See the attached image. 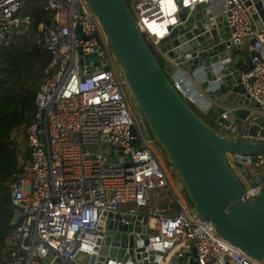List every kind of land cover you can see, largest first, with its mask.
<instances>
[{"label": "built area", "instance_id": "obj_1", "mask_svg": "<svg viewBox=\"0 0 264 264\" xmlns=\"http://www.w3.org/2000/svg\"><path fill=\"white\" fill-rule=\"evenodd\" d=\"M171 3L173 13L167 11L168 0H128L137 28L155 53L165 57L161 41L180 23L182 9L204 4L214 18L225 17L231 43L253 41L248 47L251 65L242 71L241 84L264 116V28L256 25L244 3ZM29 4L44 5L50 14L36 25V42L45 43L51 62L37 91L34 121L21 135L31 160L21 163L8 184L10 202L21 216L7 239L3 264H42L50 254L68 264H91L106 238L105 219L118 212L121 222L130 224L124 219L130 216L141 227L138 213L149 215L144 247L147 254L154 252L155 264H173L192 249L197 264H264L221 238L212 222L191 215V208L177 197L152 148L153 139L135 117L136 105L121 67L86 0H0V45L10 47L18 39L31 38L36 18L26 13ZM180 83L174 87L194 104ZM258 140L264 138L258 135ZM227 158L234 170L240 165L247 174L246 183L239 178L245 200L252 202L258 189L250 185L248 175L264 172V156ZM159 189L174 193L170 203L179 208L176 212L152 204L153 192ZM128 234L140 238V233ZM144 261L150 264L149 255L139 262ZM104 264L125 263L109 258Z\"/></svg>", "mask_w": 264, "mask_h": 264}, {"label": "water", "instance_id": "obj_2", "mask_svg": "<svg viewBox=\"0 0 264 264\" xmlns=\"http://www.w3.org/2000/svg\"><path fill=\"white\" fill-rule=\"evenodd\" d=\"M101 24L111 51L121 67L126 87L139 109L153 142L173 167L191 204V215L212 222L216 233L248 256L264 262V172L250 173L258 189L254 200H245V187L227 155L264 156V116L246 93L241 73L251 65L247 49L252 42L229 41L225 17L214 18L204 4L183 8L180 23L161 44L162 65L153 47L135 24L128 0H86ZM252 20L264 28V0H241ZM195 100L188 103L174 87ZM136 136V129H132ZM138 143V140H137ZM107 144L104 145V148ZM10 201L11 192L4 194ZM16 213L12 224L20 218ZM121 212L109 214L100 255L91 264L116 258L125 264H142L154 252H145L149 215L135 218ZM103 227H100L102 230ZM140 233V238L128 233ZM196 251H187L173 264H197ZM139 263H136V262ZM42 264H68L48 255ZM143 264H149L144 261Z\"/></svg>", "mask_w": 264, "mask_h": 264}, {"label": "trees", "instance_id": "obj_3", "mask_svg": "<svg viewBox=\"0 0 264 264\" xmlns=\"http://www.w3.org/2000/svg\"><path fill=\"white\" fill-rule=\"evenodd\" d=\"M25 11L36 18L31 38L18 39L10 47L0 45V264L9 252L7 239L16 230V225L12 224L15 210L11 202L4 199V194L22 161L31 160L25 140L20 139L34 121L37 91L46 79V69L51 62L45 43L36 42V25L48 20L49 12L44 5L35 4L27 5ZM157 59L163 65V59L158 55ZM167 193L164 192L163 196ZM164 200L158 205L156 200L153 203L166 208L168 205Z\"/></svg>", "mask_w": 264, "mask_h": 264}, {"label": "rangeland", "instance_id": "obj_4", "mask_svg": "<svg viewBox=\"0 0 264 264\" xmlns=\"http://www.w3.org/2000/svg\"><path fill=\"white\" fill-rule=\"evenodd\" d=\"M62 20H63V21L65 20L64 15L62 16ZM160 47H161V49L163 50L164 45H163V44H160ZM156 53H157V52H156ZM157 54H158V53H157ZM158 57L161 58V56H160L159 54H158ZM161 60H162V59H161ZM162 62H163L164 65H166V63H165L164 60H162ZM132 108H133V112H134V114H135V117H136L138 120H140V121L142 122L143 119H142V116H141V114H140L139 109H138L137 107H134V106H132ZM140 127H141V129L144 130V132H145L146 134H148V135L150 136V134H149V132H148V129H147V128L145 127V125H144V121H143V124L141 123ZM21 140H23V139H21ZM23 141H24V140H23ZM152 148H153V150H154V152H155V154H156V156H157V158H158V161H159L160 165H161L162 168L166 171V173H167V175H168V177H169V181H170V183L172 184L173 188H174V186H175V190H176V191L174 190V191H175V194H176L177 197L182 201L183 205H184L186 208H191L190 201L188 200V197H187V195H186V193H185V191H184V188H183L182 184L180 183V180H179V178L177 177V175H176V173H175L173 167L167 162L164 153L162 152V150L160 149V147L157 146L156 144H153V145H152ZM235 170L237 171L238 176H239V177H240V178L246 183V180H247V174L244 173V171H243V167L240 166V165H238V166L235 168ZM246 185H247V184H246ZM177 186L179 187V189H178ZM182 189H183V190H182ZM153 193H154V195H156V197H153V198H154V201L152 200V204H154V203H155V200H156V204L158 205V204H160V202H161L162 199H165L163 202H164V204L168 205L166 208L169 209L170 212H176V211L179 209V208L176 206V204H171V203H170L171 200L174 199V193H173L172 191H169V192L167 193V196H166V195L163 196L164 191H163V190H160V189H159V190H155ZM153 202H154V203H153ZM148 209H150V207H149ZM82 264H84V263H82Z\"/></svg>", "mask_w": 264, "mask_h": 264}, {"label": "bare ground", "instance_id": "obj_5", "mask_svg": "<svg viewBox=\"0 0 264 264\" xmlns=\"http://www.w3.org/2000/svg\"><path fill=\"white\" fill-rule=\"evenodd\" d=\"M167 11L170 13L174 12L175 7L172 5L171 0H168V7H167ZM164 31V28L161 31H158V34L161 35L162 32Z\"/></svg>", "mask_w": 264, "mask_h": 264}, {"label": "crops", "instance_id": "obj_6", "mask_svg": "<svg viewBox=\"0 0 264 264\" xmlns=\"http://www.w3.org/2000/svg\"><path fill=\"white\" fill-rule=\"evenodd\" d=\"M247 52L250 53V52H249V49H247ZM20 140H21V139H20ZM21 161H22V156H21ZM22 162H23V161H22ZM177 187H178V186H177ZM178 189H179V187H178ZM182 190H183V189H182ZM154 196H155V195H154ZM153 205H154V204H153Z\"/></svg>", "mask_w": 264, "mask_h": 264}]
</instances>
